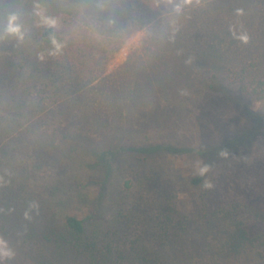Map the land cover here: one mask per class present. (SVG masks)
<instances>
[{"label":"rangeland","instance_id":"374dc122","mask_svg":"<svg viewBox=\"0 0 264 264\" xmlns=\"http://www.w3.org/2000/svg\"><path fill=\"white\" fill-rule=\"evenodd\" d=\"M37 3L57 20L55 29L76 74L86 81L94 78L85 93L66 97L47 86L46 71L60 68L65 56L50 55L40 40L46 25L35 14ZM12 14L19 17L25 39L7 36L0 40V92L12 100H25L28 108L40 109L18 120L10 102L0 105V128H6L0 133V214L11 197L13 205L48 202L62 215L89 218L102 191L96 184L106 172L103 168L91 171L94 161H87L90 166L86 168L83 158L89 159L92 151L102 148L169 143L186 151L146 161L130 155L116 159L117 165L124 163L126 173L115 186L110 179L106 187L102 205L104 210L108 206V215L117 200L127 208L133 202L145 206L170 201L182 215H199L200 220L203 202L210 213L238 205L235 217L245 221L251 235L264 240V134L217 158L206 179L211 189L191 182L198 176V162L206 164L197 148L251 129L250 112L264 117V101L242 92L233 71H225L232 97L209 93L205 72L214 67L202 65L198 57L218 32L213 42L225 53L227 67L236 71L254 67L260 78L264 72V0H201L180 14L166 0H0V35ZM117 19L126 22L119 30ZM171 31L183 38L195 33L196 39L185 47L173 45ZM170 50L175 55L169 58ZM159 78L166 80V87ZM137 84L143 97L134 105L132 92ZM118 93L123 95L117 100ZM15 169L18 173H10ZM167 194L173 198L167 199ZM101 215L100 208L94 217ZM2 219L0 237L15 252L3 264H45L36 257L37 246L3 232ZM239 260L238 264H257L245 257Z\"/></svg>","mask_w":264,"mask_h":264},{"label":"trees","instance_id":"16d2710c","mask_svg":"<svg viewBox=\"0 0 264 264\" xmlns=\"http://www.w3.org/2000/svg\"><path fill=\"white\" fill-rule=\"evenodd\" d=\"M216 16L217 14L214 15ZM117 20H119V27L116 30L126 25L125 20ZM212 22L213 25L216 24V18H213ZM215 31L217 32L212 30L211 33ZM215 34L217 36L213 38V41L219 38L218 32ZM53 35L64 44L56 29L46 26L40 40L49 48V51L53 50L50 39ZM195 39V33L188 34L185 38L180 32L171 31L169 34L171 44L183 47L194 42ZM212 42L206 49H201L198 55L202 65L214 67L213 70L210 68L205 72V89L212 94L230 97V84L227 83L228 76L225 75V71H233L232 73H236L233 79L242 92L256 97L258 101H264V72L259 78L260 75L254 67L232 70L231 67H227L229 62L225 53L217 43ZM60 54H64L65 62L60 63L61 67L56 70L46 71L49 77L47 86L53 87L54 93H60L66 97L85 93L94 78L86 81L76 74L77 69L68 58L65 44ZM173 55L175 53H171V50L169 55L167 54L169 58ZM33 68L36 69L34 66ZM159 81L163 85L167 83L162 78H159ZM122 95L118 93L114 97L118 100ZM132 97L134 105H137L143 97L139 84L132 92ZM10 98L9 95L0 92V105L3 101L10 102L13 117L18 120L27 116L32 117L40 109L38 106L28 108L25 100L17 101ZM250 115L254 120V126L251 129L222 143L196 149L197 153L206 160V164L210 165V170L217 158L225 157L233 150L248 145L255 136L264 134V117L251 112ZM0 119L3 118L0 116ZM5 132L6 128L1 127L0 133ZM6 150L2 152L5 153ZM183 151L186 150L169 143L127 145L117 149L102 148L92 151L89 159L83 158L82 165L88 168L90 164L88 166L87 161H94L90 167L91 171L103 168L106 172L103 180L96 184L102 188V191L92 216L80 218L77 215H62L54 208V205L48 202H27L20 204L21 206L17 205L18 202H14L16 204L13 205L10 203L12 198L9 197L11 201L3 210L5 214L3 212L0 214L4 218L2 230L5 234L22 237L26 245L37 246L36 257L42 258L45 264H238L237 260L242 257L254 260L257 264H264V240L262 236L251 235L245 221L235 217L238 205H234L229 210L217 209L210 213L208 204L203 202L204 213L201 220L196 217L199 215L195 217L182 215L170 201L150 202L145 206L133 202L127 208L125 202L113 201L112 197L111 201L114 203L111 205V215H108L106 211L108 206L105 210L103 209L102 201L110 179L115 186L122 173H126L124 163L121 166L115 163L119 156L122 155L124 158L129 155L137 156L141 157L142 161H146L169 153L180 154ZM12 172L18 173V170L15 169L10 173ZM114 173H116L115 176ZM209 173L210 171L204 177L199 175L193 177L192 184L202 186ZM8 183L10 187L12 180L8 179ZM171 198L173 196L167 194V199ZM31 204L38 205V208H30ZM100 208L101 214H105V217L108 215V218L102 215L98 219L94 217ZM26 211L30 218H25ZM217 227L224 229V232H217Z\"/></svg>","mask_w":264,"mask_h":264},{"label":"clouds","instance_id":"9594fccd","mask_svg":"<svg viewBox=\"0 0 264 264\" xmlns=\"http://www.w3.org/2000/svg\"><path fill=\"white\" fill-rule=\"evenodd\" d=\"M167 4L174 6V11L177 14H180L184 7L199 5L201 0H166ZM35 14L40 17L41 22L50 27L55 28L57 26V20L53 17L47 16L43 7L37 3L36 4ZM239 13V10H238ZM4 35H0V40L5 39L7 36H13L19 41H23L25 39V30L22 24L19 23V17L16 14H12L8 17L7 24L4 26ZM51 43L53 45V50L49 53L50 55H58L62 51L64 44L58 41V39L53 35L50 37ZM241 39L247 40L246 36H242ZM43 59V55L40 57ZM223 155V153H222ZM210 171V165L204 164L203 166H199L198 162V175L204 177ZM205 189H211L213 185L205 180L203 185ZM30 208H38V205L31 204ZM25 218H30L28 212H25ZM15 256V252L9 247L7 241L0 237V264H3L5 260L12 259Z\"/></svg>","mask_w":264,"mask_h":264}]
</instances>
